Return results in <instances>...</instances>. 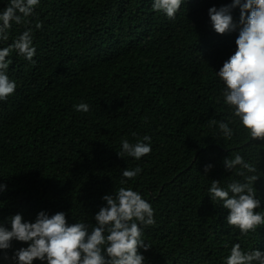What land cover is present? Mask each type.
<instances>
[{
    "label": "trees",
    "instance_id": "16d2710c",
    "mask_svg": "<svg viewBox=\"0 0 264 264\" xmlns=\"http://www.w3.org/2000/svg\"><path fill=\"white\" fill-rule=\"evenodd\" d=\"M153 2L40 0L26 22H13L0 49L31 31L36 55L35 63L16 52L9 57L7 75L17 87L0 101V185H7L0 188V222L63 211L69 223L94 226L102 197L124 187L154 209L155 224L142 236L151 244L140 249L145 264H225L235 243L264 252V225L241 235L208 192L213 180L225 189L243 182L239 166L232 172L223 164L240 154L261 176L254 187L256 211L264 214V141L252 140L232 116L217 75L236 50L240 8L231 13L237 30L221 35L209 9L233 0H185L175 19L154 11ZM8 3L0 0V12ZM109 36L110 50L98 55ZM81 103L88 112L76 110ZM230 119L234 135L224 139L212 121ZM145 135L150 154L118 155L124 139L135 144ZM137 167L135 178L123 177ZM21 247L27 244L14 240L10 254Z\"/></svg>",
    "mask_w": 264,
    "mask_h": 264
},
{
    "label": "clouds",
    "instance_id": "9594fccd",
    "mask_svg": "<svg viewBox=\"0 0 264 264\" xmlns=\"http://www.w3.org/2000/svg\"><path fill=\"white\" fill-rule=\"evenodd\" d=\"M39 3L40 0H9L0 12V41H7L13 22H26ZM182 3L185 0H154L152 7L169 19H175ZM237 7L240 8V22L236 50L224 61L217 75L225 84L222 95L225 104L233 110L232 116L239 118L252 140L264 141V0H233L229 5L211 7L209 17L218 34L234 32L238 25L231 13ZM36 27L42 25L38 23ZM101 44L102 48L97 45L95 49L98 55L110 50V36ZM13 52L35 63L36 48L31 31H24L11 45L0 49V101H6L17 87L7 75L12 63L9 57ZM74 107L77 111H89L86 103ZM212 123H218L224 139L233 137L234 131L229 126L233 120ZM150 140L147 135L143 141L149 143L132 144L124 139L118 155L123 158L126 153L139 160L151 153ZM223 164L232 172L239 166L236 174L243 177V182L234 181L225 189L220 186V181L213 180L208 189L209 196L215 205L220 204L228 210L226 223L230 228L239 229L241 235L255 232L264 225V214L256 211L261 208L254 187L261 177L257 174V167L246 162L240 154L226 157ZM212 168V164L206 165L205 174ZM140 172L139 167L125 169L123 177L130 180ZM126 182L121 181L122 184ZM0 188L6 190L7 185H0ZM102 199L106 203L94 214V226L82 221L69 223L68 214L63 211L51 215L40 211L35 222L26 221L19 213L9 216L6 222H0V260L5 264H34L36 261L40 264H145L140 249L148 251L151 248L142 236L144 228L155 224L152 205L138 192L124 187ZM6 224H10V229ZM14 240L27 244V247L10 254ZM225 264H264V252L259 249L244 251L240 243H235L225 258Z\"/></svg>",
    "mask_w": 264,
    "mask_h": 264
},
{
    "label": "bare ground",
    "instance_id": "6f19581e",
    "mask_svg": "<svg viewBox=\"0 0 264 264\" xmlns=\"http://www.w3.org/2000/svg\"><path fill=\"white\" fill-rule=\"evenodd\" d=\"M204 89V88H203ZM134 132V131H133ZM135 134V133H134ZM137 134V133H136ZM139 135V134H138Z\"/></svg>",
    "mask_w": 264,
    "mask_h": 264
}]
</instances>
